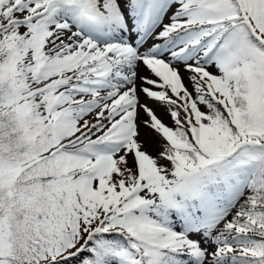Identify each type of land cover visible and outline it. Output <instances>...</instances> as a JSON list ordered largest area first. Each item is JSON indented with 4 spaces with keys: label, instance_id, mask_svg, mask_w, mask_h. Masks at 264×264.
Listing matches in <instances>:
<instances>
[{
    "label": "snow or ice",
    "instance_id": "1",
    "mask_svg": "<svg viewBox=\"0 0 264 264\" xmlns=\"http://www.w3.org/2000/svg\"><path fill=\"white\" fill-rule=\"evenodd\" d=\"M0 264H264V0H0Z\"/></svg>",
    "mask_w": 264,
    "mask_h": 264
}]
</instances>
